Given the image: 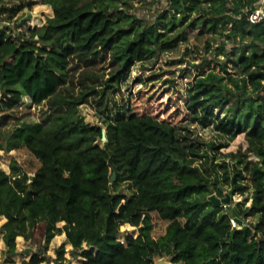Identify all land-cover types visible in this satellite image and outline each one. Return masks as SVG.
Wrapping results in <instances>:
<instances>
[{
	"label": "trees",
	"instance_id": "16d2710c",
	"mask_svg": "<svg viewBox=\"0 0 264 264\" xmlns=\"http://www.w3.org/2000/svg\"><path fill=\"white\" fill-rule=\"evenodd\" d=\"M120 1L39 0L49 5L41 25L18 35L0 27V149L25 147L39 163L33 176L16 159L8 172L0 167L6 254L23 237L35 248L20 264H65V243L81 264H154L162 256L171 264H264V19L246 16L256 0H168L152 21ZM211 33L221 38L216 46ZM193 38L201 43L189 45ZM181 45L131 95L129 115L114 118L111 95L123 75ZM41 102L45 122L1 129L7 112ZM82 104L102 124L85 121ZM214 116L230 139L245 132L257 159L244 169L219 165L208 150L199 158L197 143L181 137L183 124ZM123 183L130 196L119 191ZM227 185L249 192L231 205ZM211 194L228 196L227 207ZM62 231L66 241L50 259L49 243Z\"/></svg>",
	"mask_w": 264,
	"mask_h": 264
},
{
	"label": "rangeland",
	"instance_id": "374dc122",
	"mask_svg": "<svg viewBox=\"0 0 264 264\" xmlns=\"http://www.w3.org/2000/svg\"><path fill=\"white\" fill-rule=\"evenodd\" d=\"M31 3L32 8L29 9L28 5ZM120 7H125L129 12L133 13L136 17L144 18L148 21H152L154 17L160 13L161 10L167 7L168 0H126L124 4L119 2ZM21 7V9L11 17V10ZM5 8L2 12L1 9ZM49 8L48 4H40L39 0H0V27H3L7 31H11L14 35H18L21 30H25L27 27H33L35 25H41L45 21V15L43 11ZM30 13L27 19L24 17ZM193 31V32H192ZM187 33L196 34L197 30L187 29ZM211 41L213 46H216L220 37L211 33ZM201 40L193 38L189 45L200 44ZM231 46V44H229ZM184 51V45L176 51L166 52L158 57H153L144 61L136 62L130 71L125 73L122 77L121 83L116 88L110 100L111 114L114 118H120L128 116L129 100L132 94L136 93L139 88L148 84L147 77L160 69H165V61L178 57ZM46 104L41 102L29 109L16 108L6 113V123L1 125V129L5 132L9 131L12 126L21 121L28 122H45L46 116ZM79 113L84 117V120L92 124H102L103 117L99 115L92 106L88 104H82L79 106ZM213 122L201 124L195 121L185 123L181 126V137H185L189 143H197L199 149L197 156L204 159L201 155L202 152L208 150L210 155L214 157L215 162L219 165L227 164L233 166L239 165L244 169L245 161H253L257 157L250 151L247 145V139L245 132L238 134L235 138L230 139L227 134L220 132L216 129L218 119L215 118ZM212 141L214 145L209 147L208 142ZM100 145H103L104 140H98ZM12 159H16L17 164L20 165L31 176L34 174V170L38 167V161L27 151L25 147L15 148L10 151L0 149V167L6 172L10 170V162ZM244 171V170H243ZM248 178H244L241 183L248 184ZM229 192L231 193V205H234L237 201L242 200L249 191L244 190L243 194L239 191L234 192L233 188L227 185ZM119 191L126 193L128 196L132 194L131 189L127 183L119 185ZM233 191V192H232ZM250 201L247 202L249 204ZM4 216H0V226L5 221ZM251 221H255V217L249 218ZM60 222L58 225H62ZM128 227V226H126ZM3 232L0 230V264H20L22 259H29L30 254L27 253V249H34L35 246L26 241L23 237L16 239L17 253L8 256L5 252V245L2 239ZM138 234L137 231L133 233L134 236ZM121 241L125 242L124 236L118 237ZM66 236L62 231L56 234L50 241L47 254L50 255V259L56 257V248L65 243ZM71 245L65 243L66 257L65 264H81L82 257L72 258L70 255ZM50 264H53L50 261Z\"/></svg>",
	"mask_w": 264,
	"mask_h": 264
},
{
	"label": "built area",
	"instance_id": "2783aa9c",
	"mask_svg": "<svg viewBox=\"0 0 264 264\" xmlns=\"http://www.w3.org/2000/svg\"><path fill=\"white\" fill-rule=\"evenodd\" d=\"M247 20L250 23H258L264 19V0H256L252 9L246 14ZM224 207H227V203L222 202ZM231 225L234 227H240L241 223L237 219L232 217L230 219Z\"/></svg>",
	"mask_w": 264,
	"mask_h": 264
},
{
	"label": "water",
	"instance_id": "95a60500",
	"mask_svg": "<svg viewBox=\"0 0 264 264\" xmlns=\"http://www.w3.org/2000/svg\"><path fill=\"white\" fill-rule=\"evenodd\" d=\"M30 16V13H28L24 19H27L28 17ZM101 139L106 141V134H105V131L103 130L102 131V136H101ZM115 179V172L113 171L112 175H111V182ZM210 199H212L214 201L215 204H220L221 202H229V197L226 196L224 198H218L216 197L214 194H211L209 196ZM154 264H171L168 257L167 256H162V257H158L154 260Z\"/></svg>",
	"mask_w": 264,
	"mask_h": 264
}]
</instances>
